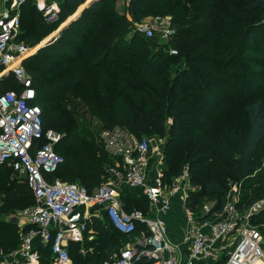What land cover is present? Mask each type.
<instances>
[{"label":"trees","instance_id":"16d2710c","mask_svg":"<svg viewBox=\"0 0 264 264\" xmlns=\"http://www.w3.org/2000/svg\"><path fill=\"white\" fill-rule=\"evenodd\" d=\"M56 1L61 7L56 24L45 23L33 1L24 4L20 41L37 46L87 0ZM114 2L94 0L59 39L23 63L36 89L33 103L41 107L44 131L62 135L55 151L64 162L47 178L77 183L89 192L106 181L101 161L110 156L91 134V120H96L104 130L119 126L138 138H166L165 182L188 170L192 186L203 183V194L191 192L188 198L190 204L201 202L196 213L203 215V198L215 202L202 221L224 211L230 180L250 183L242 186L238 204L246 211L264 198V162L257 171L264 159V0H129L125 13L111 8ZM151 13L171 18L175 33L169 40L130 35L132 18ZM27 21L35 33L24 31ZM248 48L262 54L261 60L246 55ZM20 89L12 74L0 79V93ZM237 102L247 122L243 137L234 132ZM13 172L8 165L0 167V257L17 251L29 228L5 216L35 204L28 184ZM121 201L129 212L140 205L146 209L137 210L150 209L144 195L127 187L121 188ZM257 222H264V210ZM95 229L99 235L87 255L80 253L81 244H69L75 264H102L148 233L138 223L133 234H121L104 218L95 221ZM40 253L41 263L50 264L49 246Z\"/></svg>","mask_w":264,"mask_h":264},{"label":"built area","instance_id":"2783aa9c","mask_svg":"<svg viewBox=\"0 0 264 264\" xmlns=\"http://www.w3.org/2000/svg\"><path fill=\"white\" fill-rule=\"evenodd\" d=\"M29 1L36 3L51 22L58 19L56 4L46 0H13L18 8ZM21 26L20 11L0 9V79L12 74L21 87L19 91L0 93V167L10 166L28 184L35 198L33 206L21 211L24 225L29 228L12 255L24 264H42L40 248L49 246L50 264H75L69 244L84 243L94 219L104 216L108 225L121 234H133L138 223L144 224L148 233L135 237L102 264H179L170 256L173 247L163 220L142 210L126 211L121 201L122 186L141 187L152 211L167 212L169 192L179 191L178 183L189 177L185 170L178 183L167 186L161 172L150 183L145 170L150 149L148 138H138L119 126L106 130L102 145L115 161L107 169L109 177L93 192L77 183L47 178L64 162L63 156L55 151L62 136L53 130L44 131L41 107L33 103L37 93L23 63L38 47L19 40ZM136 31L147 39L160 41L169 40L175 33L171 18L166 16L143 22ZM41 140L46 143L38 145ZM240 198V186H229L221 213L225 218L212 227L211 235L201 231L193 234L191 256L186 264L208 257L217 240L229 237H234V249L225 264H264V222H257L264 210V198L244 212L238 209ZM90 251L91 248L82 246L80 253L85 256Z\"/></svg>","mask_w":264,"mask_h":264},{"label":"crops","instance_id":"0c3cea01","mask_svg":"<svg viewBox=\"0 0 264 264\" xmlns=\"http://www.w3.org/2000/svg\"><path fill=\"white\" fill-rule=\"evenodd\" d=\"M46 1L59 5V2L56 0H46ZM90 4H87V6H83V8L88 7ZM23 6L21 8H18L16 4L13 2V0H0V9H7L10 10L11 12L20 11V14H22ZM37 9L39 12L41 11L39 10L38 7ZM81 9L82 8H80L78 11H80ZM77 14H75V16ZM158 154L161 155V158L159 156H155L154 154L150 157L148 152V161L145 166V170L150 183L153 182L154 178L159 173L161 172L165 173L164 171L166 169V165L163 159L164 152L160 151ZM164 180H165V175H164ZM184 181L185 180H183V184L179 191L169 192L170 209L167 212H162L160 210L152 211L151 206L150 209L146 212V214L149 215L150 217L153 218L159 217L165 223L167 239L173 247L172 251L170 252L171 254L170 256H173L179 264H186L191 256L193 234L196 233L197 231H201L205 234L211 235L210 230L212 229V227L216 223H218L219 221L225 218L224 214L222 215L214 214L211 218L202 221V217L206 216L210 212L211 207L205 204L203 207L204 210L203 215H199L194 211H192L191 209H189L187 206L186 191L193 190L194 187L190 184L189 180H186L188 182L185 183V185H184ZM124 187L130 189L131 191L136 193V195H143V189L141 187L134 188V187H129L127 185L122 186V188ZM206 207L209 208L208 211L205 210ZM100 218L102 219L104 218L106 220L104 216ZM96 220L97 218L94 219L93 226L91 225L89 231L87 232L86 235L87 240L84 243H79L81 244V247L84 246L88 249L91 248L89 244L94 240V238L90 236V233L93 234L94 232H97V230L95 229ZM233 249H234V237L220 238L213 244L211 248V254L208 257H199L197 259H193V264H223V261L225 260L226 262L227 258L229 257ZM166 256H168V253H166ZM0 264H24V263L16 260L14 255L9 254L0 257ZM91 264H95V263H91Z\"/></svg>","mask_w":264,"mask_h":264},{"label":"rangeland","instance_id":"374dc122","mask_svg":"<svg viewBox=\"0 0 264 264\" xmlns=\"http://www.w3.org/2000/svg\"><path fill=\"white\" fill-rule=\"evenodd\" d=\"M94 1V0H93ZM92 1V2H93ZM115 2L111 5V8H114V9H116V10H118V11H120L121 13H125V11H126V7H127V5H128V2H129V0H114ZM88 2H90L89 0H87L84 4H82L79 8H78V10L80 9V8H83V6H87V4H88ZM37 5V4H36ZM56 7L58 8V19L57 20H55V21H50V20H48L47 19V16H45L43 13H42V11H40L41 12V15H43L42 16V19L44 20V22L45 23H48V24H52V23H58L59 22V14H60V12H61V7H60V5H56ZM76 11V13H74L72 16H74L75 14H77V12H79V11ZM83 12V11H82ZM82 14V13H81ZM72 16H70L69 18L71 19L72 18ZM81 16V15H80ZM80 16H78L75 20H73L74 22L76 21V20H78L79 18H80ZM128 17H130V18H132L131 17V15L130 14H128ZM158 17H163V16H161V15H155V14H153V13H151V14H148V15H146V16H142V17H138L137 19H133L132 18V20H133V28L131 29V31H130V35H133V34H138V32L136 31V29H137V26L138 25H140L141 23H150V22H152L153 20H155V19H157ZM166 17H169V16H166ZM69 18H67V19H65L63 22H62V24L55 30V31H53V32H51L44 40H42L39 44H38V50L42 47V46H44V45H50V44H52L53 42H55L57 39H59L60 38V34H61V31L64 29V28H66L67 26H69L71 23H73V21L72 22H70V23H68V24H66L68 21H69ZM32 22L31 21H27L26 23L25 22H23V26H24V31H31L32 33H35V29H34V26L31 24ZM65 24H66V26H65ZM63 26H65L62 30H61V28L63 27ZM140 34V33H139ZM129 35V36H130ZM140 35H142V34H140ZM41 45V46H40ZM160 45V44H159ZM40 46V47H39ZM262 47H263V50H264V43L262 44ZM37 50V51H38ZM248 51V53L246 54V55H249L250 57H252V58H254L255 60H261V55L262 54H260V53H258V52H254V49H252V48H248L247 49ZM67 54H69V55H71L72 54V51L71 50H69L68 51V53ZM253 70H259V69H255L254 67H253ZM237 104H238V102H237ZM237 104H234L235 106L233 107L234 108V117H236V124L235 125H233L234 126V132H235V134H237V135H239V137H243L244 135H245V133H246V130H247V122H246V118H245V116H244V114H242V112H241V108H240V106H239V104L237 105ZM79 115L80 116H82V114L81 113H79ZM44 128H45V126H44ZM90 129H91V134H94V135H96V138H97V140L99 141V144L101 143L102 144V134H104V132L106 131V130H104L103 128H101L100 127V125L98 124V121H96V120H91V123H90ZM45 130V129H44ZM46 131H48V130H46ZM56 133H58L59 134V132H57V131H55ZM61 134V133H60ZM62 136V135H61ZM144 137H146V138H148L149 139V142H150V151H149V156L151 157L153 154L155 155V156H159L160 158H161V155H159L158 153L160 152V151H162V152H164V149H165V146H166V143H167V139L166 138H164V137H161V136H158V135H156V134H154V135H144ZM141 138H143V137H141ZM88 142H90L89 140H87ZM110 156V155H109ZM149 157V158H150ZM115 160L113 159V157H108V159H106L105 160V162H104V160L103 161H101V163L104 165V164H106L105 165V169L107 170L108 168H109V166L111 165V164H113V162H114ZM264 162V159H262V157H261V161L259 162V163H257V171H259V169L260 168H262V163ZM259 165V166H258ZM160 174H162V173H160ZM211 174L212 173H206V175H205V177H207V178H210V176H211ZM163 175H165L164 173H163ZM184 175V172H183V174L181 175V176H179L178 178H176V179H174L173 181H171V182H167L166 183V185L167 186H172V185H174L175 183H178V181L180 180V177H182ZM255 175L254 174H252L251 176H249V177H254ZM12 177L14 178H16V179H19L20 180V176L17 174V173H15V172H13L12 173ZM186 180H189V177L188 178H186L185 179V181H184V185H185V183H187L188 181H186ZM203 182H204V180H203ZM179 184V186H182V184H181V182H179L178 183ZM233 184H237L238 186H240V191L242 192V186H249L250 185V183H247V179H245V178H243V179H239V181L237 182V181H235V180H230L229 182H228V186H232ZM194 188H193V190H190V191H186V195H187V206H188V208L189 209H191L192 211H194L195 213L197 212L196 210L199 208V206H200V204H201V202L200 203H197V204H190L189 202H188V198L190 197H192L191 195L193 194H190L191 192H196V193H201V194H203L202 193V188H203V183H201V184H198L197 186H193ZM199 195V194H198ZM198 195H196V196H198ZM204 200V203H203V205L204 204H206L207 206H209V207H213L214 205H213V203H215L214 201H211V200H209L208 198L206 199V198H203ZM146 209V206L145 205H140V206H138V208L137 209ZM24 210V209H23ZM21 211L22 210H18V211H11V212H9L6 216H5V219L6 220H8V221H12L13 223H15L19 228H21V229H24V227H25V225H24V218L21 216ZM99 235V233H97V232H94L93 234L92 233H90V236H92V238H97L98 236L97 235Z\"/></svg>","mask_w":264,"mask_h":264},{"label":"water","instance_id":"95a60500","mask_svg":"<svg viewBox=\"0 0 264 264\" xmlns=\"http://www.w3.org/2000/svg\"><path fill=\"white\" fill-rule=\"evenodd\" d=\"M92 1L93 0H90V2H88V4H90V3H92ZM85 8H82L79 12H78V14L75 16H73L66 24H68V23H70V22H72L73 20H75L78 16H80L81 15V13H82V11L84 10ZM66 24H65V26H66ZM65 26H63L62 28H61V30L65 27Z\"/></svg>","mask_w":264,"mask_h":264}]
</instances>
